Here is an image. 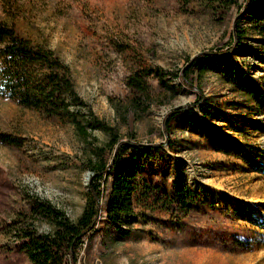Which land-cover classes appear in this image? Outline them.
Segmentation results:
<instances>
[{
  "label": "rangeland",
  "instance_id": "374dc122",
  "mask_svg": "<svg viewBox=\"0 0 264 264\" xmlns=\"http://www.w3.org/2000/svg\"><path fill=\"white\" fill-rule=\"evenodd\" d=\"M236 10L202 0H0V27L66 63L109 127L82 134L0 95V264H33L31 242L60 233V217L80 222L98 156L107 164L98 208L74 260L53 246L63 264H264V35L244 11L235 48L205 54L192 85L176 77L189 58L230 47ZM150 69L165 77L138 84ZM178 106L192 112L166 122ZM132 162L134 218L114 227L109 201L124 187L115 178ZM183 185L198 198L170 202Z\"/></svg>",
  "mask_w": 264,
  "mask_h": 264
},
{
  "label": "trees",
  "instance_id": "16d2710c",
  "mask_svg": "<svg viewBox=\"0 0 264 264\" xmlns=\"http://www.w3.org/2000/svg\"><path fill=\"white\" fill-rule=\"evenodd\" d=\"M202 1L208 8L216 10L218 8L228 9L231 6L236 7L232 44L225 50L216 48L214 52H200L193 58H189L187 67L181 69L176 76L179 83L186 86L192 85L187 78L191 68L196 67L199 74L206 70L205 64L202 63L205 54H224L237 46L244 34V30L240 26L244 11L248 13L247 20L251 22L253 31L256 34L264 35V0ZM5 41L7 42L4 47L0 49V95L7 96L20 105L37 109L48 115L66 117L74 123L76 130L82 134L88 128L109 130L106 124L99 122L76 92L70 68L66 63L60 61L51 51L39 46L32 47L21 37H17L14 31L0 27V43ZM150 73H154L160 80L165 77V74L158 69H150L147 72L139 71L137 83L143 85L142 79ZM166 86L170 87V85ZM197 103L200 108H204L205 104L201 103L199 98ZM191 112L190 106H178L167 114L166 122L178 113L189 114ZM133 164L134 162L125 164L124 169L115 178V187H122V185L124 187L118 191L117 195L114 193L109 201L110 221L114 227L120 226L119 223H123L124 218L128 221L134 218L128 207L132 190L135 187L133 183L136 169H133ZM90 169L93 174L88 189L89 202L83 211L80 222L70 225L65 223L60 214L53 213L55 217H60V233L42 234L31 242L33 264H63L64 254L59 251L62 248L67 251V254L72 255L73 260L75 259L73 253L79 246L80 234L92 225V219L98 208L96 200L101 193L100 181L107 169L106 161L102 156H98V161L93 163ZM197 198L196 194L183 185L176 187L175 195L170 198V202L177 201L183 205H188ZM47 208L50 209L51 207L48 206ZM53 246L59 247V250Z\"/></svg>",
  "mask_w": 264,
  "mask_h": 264
}]
</instances>
